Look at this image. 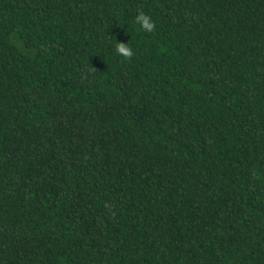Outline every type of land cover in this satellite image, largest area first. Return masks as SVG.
Listing matches in <instances>:
<instances>
[{
  "label": "trees",
  "instance_id": "1",
  "mask_svg": "<svg viewBox=\"0 0 264 264\" xmlns=\"http://www.w3.org/2000/svg\"><path fill=\"white\" fill-rule=\"evenodd\" d=\"M0 264H264V0H0Z\"/></svg>",
  "mask_w": 264,
  "mask_h": 264
},
{
  "label": "clouds",
  "instance_id": "2",
  "mask_svg": "<svg viewBox=\"0 0 264 264\" xmlns=\"http://www.w3.org/2000/svg\"><path fill=\"white\" fill-rule=\"evenodd\" d=\"M136 23L140 25V27L147 31H152L154 27V23L151 21V18L147 16L145 13L140 12L136 18ZM116 51L119 54H122L126 57H131L133 52L131 48L127 47L125 43H118L116 46Z\"/></svg>",
  "mask_w": 264,
  "mask_h": 264
}]
</instances>
